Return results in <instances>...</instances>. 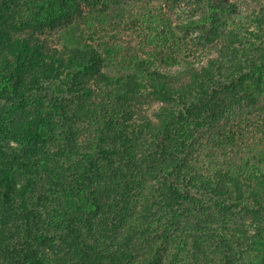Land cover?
<instances>
[{"label": "trees", "instance_id": "trees-1", "mask_svg": "<svg viewBox=\"0 0 264 264\" xmlns=\"http://www.w3.org/2000/svg\"><path fill=\"white\" fill-rule=\"evenodd\" d=\"M176 1L0 0V139L26 142L0 148V264H186L171 237L205 253L187 231L209 202L254 225L242 264H264V0ZM33 164L53 210L16 204Z\"/></svg>", "mask_w": 264, "mask_h": 264}, {"label": "rangeland", "instance_id": "rangeland-1", "mask_svg": "<svg viewBox=\"0 0 264 264\" xmlns=\"http://www.w3.org/2000/svg\"><path fill=\"white\" fill-rule=\"evenodd\" d=\"M154 1L158 5L168 10L175 0ZM188 1L192 5L196 3L195 0H178L176 2L178 3V7L184 8L185 5L188 4ZM83 6H87L86 3H84ZM159 104V102H153L152 106L156 108ZM146 105L148 104H145L144 106ZM8 110L9 106H6V104H0V120H5ZM70 123V118L64 119L63 116L60 115L58 126L55 127V130L52 133L53 137L58 141L57 143H62L64 147H66L69 143L68 137H71L70 128L72 125ZM25 143L26 142L18 140L15 135L7 134L5 137L0 139V148H2L5 157L9 158L10 160L14 159L15 155H18L19 159H25V150H23ZM50 147L54 148L52 145ZM65 157L66 156L62 155L60 159L63 160L65 159ZM15 165L18 164L15 163ZM49 165L51 168H53L56 163L49 160ZM39 167L40 166H38L37 164H33V170L31 169V171L24 170V168H19L17 170L15 178L18 190L15 196V198L17 199L16 204L20 202V195L18 194V192H21L23 189V191H26L25 197L30 207L41 209L48 208L50 210H53V208L56 206V203L59 204V201L61 200L60 197H62L63 192L61 191V188L59 189L57 185L52 181L54 177L53 173L51 171L49 172L45 168ZM207 206L208 207L206 208L199 207L200 214H204L201 225L199 226V224H194L189 228L190 230L187 231L189 232L188 235H190V233L201 235L205 231L206 236L204 235V237L206 239L202 238V240L205 246L206 254L199 253V249L195 247L194 236H189L187 243L180 242V238L176 239L175 234L178 233L177 231L174 233L173 238L171 237V241L173 242L171 246L172 251L178 252V244H184V246H182L183 251L180 254L182 255V258L184 259V262H186V264H202L207 260V256L208 259L210 258V262L212 264L244 263V258L248 256L247 252L250 248L249 244L252 241L250 235H252L255 231L254 225H252V223L250 222L249 224L245 225L250 229V234L246 238L240 231H235V229L238 228L243 221L240 213H237L235 215L227 213L225 214L226 211H224L223 208L214 206L212 202H209ZM237 210L238 209H235L234 211L236 212ZM60 211L64 212V209L61 208ZM54 213L55 217L61 218L59 212ZM206 213H210V215ZM209 236H211L212 238H210ZM221 236H225L224 239L228 241L230 247L224 245L221 242ZM4 249L5 246L0 245V252ZM167 257L171 258L172 253H169V256Z\"/></svg>", "mask_w": 264, "mask_h": 264}]
</instances>
